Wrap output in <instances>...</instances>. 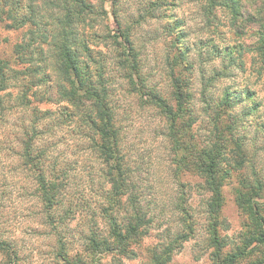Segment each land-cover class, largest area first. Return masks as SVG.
<instances>
[{"label":"trees","instance_id":"1","mask_svg":"<svg viewBox=\"0 0 264 264\" xmlns=\"http://www.w3.org/2000/svg\"><path fill=\"white\" fill-rule=\"evenodd\" d=\"M107 1L0 0V31L22 33L9 57L0 52V123L16 114L22 115L24 132L17 140L18 154L36 177L42 201L51 213L49 220L55 223L57 216H61L62 220L57 221L63 223L75 218L82 208L80 198L68 199L64 194L67 186L81 180L72 164L53 162L48 170L45 165L48 146H40L45 135L61 143L60 133L68 128L72 132L70 135L86 140L85 149L76 145V150H80L77 152L90 151L100 162L98 178L104 185L102 202L96 203L95 209L87 215L88 231L82 238L86 260H78L79 264H99L91 260L94 255L103 258L108 254L128 256L132 252L131 245L148 234L152 219L145 204V192L135 183V173L128 163L112 89L118 79H123L134 88L142 103L156 110L165 122L166 136L179 159V170L186 169L199 177L202 188L210 194L206 210L211 245L217 252L227 247L226 238L220 234L225 225L221 215L222 190L229 171H234L239 173L237 201L248 212L249 227L254 233L246 238L243 247H238L224 260L233 263L251 255L248 247L255 242L261 251L260 247H264V207L260 200L264 184L258 177L253 182L243 178V168L252 165L243 129L248 124L264 135V113L259 121L250 120L261 112L263 103L257 101L250 87L227 85L219 96L213 89L222 80L234 78L237 70L246 72V56L250 54L255 64H259L258 76L264 77V33L253 45L220 47L212 40L191 41L183 19L170 13L177 0L146 1L144 15L139 12L140 18L134 21L124 16L119 0H109L112 10L107 13ZM201 1L209 20L212 16L217 20L218 13L227 12L231 15V25L238 27L242 17L239 0ZM156 12L161 14L155 15ZM108 14L117 26L116 35L103 33L101 18ZM151 19L165 20L162 33L171 38L165 56L169 83L166 90L149 83L144 73L143 47L134 34L138 26ZM235 28L233 31L237 33L240 27ZM103 40L110 44L105 50ZM196 57L201 61L199 98L195 89ZM215 58L222 60L219 69L211 66ZM199 102L205 105L203 111L211 126L205 146L198 142L195 134L200 120ZM54 103L67 105L54 112L38 109L39 105ZM223 164L228 170H224ZM182 213L187 220L189 211L183 208ZM101 222L103 228L99 227ZM58 244L57 257L70 263L69 243L60 236ZM0 254L7 259L18 256L11 243L1 238ZM169 260L168 248L162 254H155L153 264H167Z\"/></svg>","mask_w":264,"mask_h":264},{"label":"rangeland","instance_id":"2","mask_svg":"<svg viewBox=\"0 0 264 264\" xmlns=\"http://www.w3.org/2000/svg\"><path fill=\"white\" fill-rule=\"evenodd\" d=\"M119 1L124 16L131 17L134 21L140 18L137 16L139 12L144 15L145 2L150 0ZM239 1L242 17L238 21L240 29L237 33L233 31L235 27L231 25V15L229 16L227 12L218 13L217 20L214 16L209 20L206 12L203 11L204 2L201 0H177L176 6L171 7L170 13L183 19L191 41L212 40V43L220 47L253 45L260 39L261 33H264V0ZM107 2L106 11L109 13L112 10V2L109 0ZM160 14L161 12H156L155 15ZM166 23L165 20L151 19L134 30L135 38L143 47L142 56L146 62L144 73L149 83L163 87L165 90L169 86L165 56L171 39L161 30ZM101 24L104 28L103 33L117 34L115 32L117 26L109 14L101 18ZM21 38L20 31L1 30L0 52L9 57L13 45ZM102 43L104 50L108 45L110 47V44L104 40ZM253 58L251 54L246 56V72L237 70L234 78L222 80L213 91L219 96L227 85H232L234 88L250 87L255 92L257 101L263 103L261 112L250 119L259 121L264 113V77L258 76L259 64H255ZM212 63H210L212 67L216 66L218 69L222 67L221 58H215V62ZM200 65L201 61L196 57L197 98L200 97L201 90ZM207 67L209 68L210 65ZM119 73L118 71L117 75ZM112 89L128 163L135 173V183L145 192V204L149 208V218L152 222L148 234L131 245L132 252H129L128 256L108 254L103 258L94 255L91 260L99 264H153L155 254H162L169 248L171 260L167 264H261L264 247H260V251L256 242L248 247L251 255L233 263L225 262L227 257L235 253L238 247H243L246 238L254 233L253 228L249 227L248 212L237 201L239 173L229 171L230 175L224 182L221 215L225 225L221 228L220 234L226 238L227 247L217 252L210 242V223L206 210V201L210 194L202 188L203 182L199 177L186 169L179 170V159L166 136L165 122L156 110L142 103L127 81L118 79ZM66 105L65 103L39 105L38 109L54 112L63 110ZM204 107L203 103H198L200 120L195 126L197 140L203 146L207 145L206 137L211 130L209 120L203 111ZM21 117V114H16L8 121L0 123V238L9 241L18 254L17 258L11 259L0 254V264L8 262L9 264L13 262L14 264H79L78 260H86L82 238L88 231L87 215L95 209L96 203L102 202L100 196L104 185L98 178V171L102 166L90 151L77 152L80 150H76V145L79 144L80 149L82 147L85 149L86 140L70 135L69 133L72 132L68 128H64L60 133L63 140L61 139V143L58 144L52 137L45 135L42 140L44 143H40V146L43 145L45 148L48 146L45 161L48 170L53 162L63 165L70 163L75 169L74 172L79 175L78 178H81L75 180L74 185L67 186L64 191L68 199L69 197H74L75 200L81 199L78 200L82 201V208L78 214L63 223L57 221L62 220L61 216H57L55 223L51 222L49 220L51 213L42 201L36 177L24 165L18 154L20 146L17 140L23 137L24 132L21 129L23 125ZM25 124L28 125V122ZM246 126L243 135L247 137L252 165L243 168V178L247 177L253 182L254 178L258 177L264 184V135L259 133L255 126L248 127V124ZM55 157L58 160H55ZM223 167L224 170H228L225 164ZM260 202L264 207V192ZM183 208L190 213L189 217L186 216L188 221L183 217ZM99 227L103 228L102 222ZM59 233L70 245H68L70 263L57 257ZM217 253L220 254L219 257Z\"/></svg>","mask_w":264,"mask_h":264}]
</instances>
